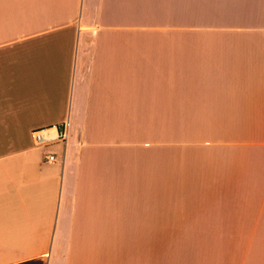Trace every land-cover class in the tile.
Listing matches in <instances>:
<instances>
[{
    "label": "crops",
    "instance_id": "obj_1",
    "mask_svg": "<svg viewBox=\"0 0 264 264\" xmlns=\"http://www.w3.org/2000/svg\"><path fill=\"white\" fill-rule=\"evenodd\" d=\"M0 264H264V0H0Z\"/></svg>",
    "mask_w": 264,
    "mask_h": 264
},
{
    "label": "built area",
    "instance_id": "obj_2",
    "mask_svg": "<svg viewBox=\"0 0 264 264\" xmlns=\"http://www.w3.org/2000/svg\"><path fill=\"white\" fill-rule=\"evenodd\" d=\"M69 121L64 120L56 125L36 129L32 132L34 144L46 148L55 143H66L68 139ZM46 162H56L58 156L54 151H47L44 154Z\"/></svg>",
    "mask_w": 264,
    "mask_h": 264
}]
</instances>
